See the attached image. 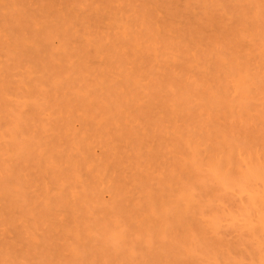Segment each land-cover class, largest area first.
Instances as JSON below:
<instances>
[{
    "label": "rangeland",
    "instance_id": "rangeland-1",
    "mask_svg": "<svg viewBox=\"0 0 264 264\" xmlns=\"http://www.w3.org/2000/svg\"><path fill=\"white\" fill-rule=\"evenodd\" d=\"M263 20L264 0H0V264H264Z\"/></svg>",
    "mask_w": 264,
    "mask_h": 264
},
{
    "label": "bare ground",
    "instance_id": "bare-ground-1",
    "mask_svg": "<svg viewBox=\"0 0 264 264\" xmlns=\"http://www.w3.org/2000/svg\"><path fill=\"white\" fill-rule=\"evenodd\" d=\"M214 1H215V0H214ZM216 1H217V0H216ZM254 3H255V0H254ZM259 3H260V2H259ZM47 4H48V3H47ZM254 6H255V5H254ZM43 7H44V6H43ZM48 7H49V5H48ZM261 7H262V6H261ZM46 8H47V7H46ZM258 8H259V7H258ZM258 8H255V9H258ZM49 9H50V8H49ZM49 9H48V10H49ZM44 10H45V9H44ZM148 11H149V10H148ZM48 12H50V11H48ZM243 12H244V11H243ZM149 13H150V12H149ZM152 13H153V12H152ZM244 13H246V12H244ZM14 14H15V13H14ZM25 14H26V13H25ZM48 14H49V13H48ZM48 14H47V15H48ZM50 14H51V13H50ZM50 14H49V16H50ZM56 14H57V13H56ZM15 15H16V14H15ZM17 15H18V14H17ZM19 15H20V14H19ZM23 15H24V14H22V16H23ZM28 15H30V14H28ZM31 15H32V13H31ZM51 15H52V14H51ZM143 15H144V14H143ZM145 15H146V14H145ZM149 15H150V14H149ZM152 15H153V14H152ZM20 16H21V15H20ZM20 16H19V17H20ZM22 16H21V17H22ZM32 16H33V15H32ZM59 16H60V15H59ZM146 16H147V15H146ZM16 17H17V16H16ZM16 17H15V18H16ZM27 17H28V19H29L30 16H27ZM27 17H26V18H27ZM150 17H151V15H150ZM15 18H14V19H15ZM22 18H23V17H22ZM22 18L20 19V21L22 20ZM35 18H36V16H35ZM60 18H61V17H60ZM148 18H149V16H148ZM148 18H147V19H148ZM16 19L18 20V17H17ZM30 19H31V18H30ZM235 19H236V18H235ZM240 19H244V18L241 17ZM17 20H16V23H17V22H20V21H17ZM23 20H24V18H23ZM61 20H62V18H61ZM222 20H223V19H222ZM237 20H238V18H237ZM245 20H246V19H245ZM25 21H26V20H25ZM30 21H31V20H30ZM48 22H49V21H48ZM48 22H47V23H48ZM258 22H259V23H258ZM258 22H257V24L261 25L260 27H261L262 29H264V28H263V25H264V24H263V23L261 24V23H260L261 21H258ZM262 22H264V20H263ZM16 23H15V24H16ZM20 23H22V22H20ZM20 23H19V25H20ZM23 23H25V22L23 21ZM23 23H22V24H23ZM251 23H254V22H251ZM17 24H18V23H17ZM25 24H26V23H25ZM27 24L30 25V23H27ZM33 24H34V23H33ZM60 24H61V23H60ZM238 24H239V23H238ZM241 24H242V23H241ZM29 25H25V26H26V27L28 26V27L30 28ZM62 25H63V24H62ZM152 25H153V24H152ZM152 25H151V26H152ZM242 25H244V24H242ZM31 26H32V25H31ZM49 26H50V25H49ZM49 26H47V27H49ZM148 26H149V24H148ZM173 26H174V25H173ZM173 26H171V27H173ZM254 26L256 27V24H255ZM254 26H253V27H254ZM13 27H14V26H13ZM15 27H16V26H15ZM15 27H14V28H15ZM20 27H21V25H20ZM22 27H24V25H23ZM26 27H25V30H26ZM57 27H58V26H57ZM57 27H56V31H58V29H59V28H57ZM149 27H150V26H149ZM149 27H148V28H149ZM153 27H154V26H153ZM237 27H238V26H237ZM249 27H250V26H249ZM251 27H252V25H251ZM255 27H254L253 29H255ZM14 28H12V29H14ZM64 28H65V26H64ZM155 28H156V27H155ZM169 28H170V26H169ZM169 28H168V29H169ZM15 29H17V28H15ZM168 29H167V30H168ZM251 29H252V28H251ZM253 29H252V30H253ZM256 29H257V28H256ZM258 29H259V28H258ZM18 30H19V28H18ZM41 30H42V29H41ZM50 30H53V27H52V29H51V27H50ZM54 30H55V28H54ZM154 30H155V29H154ZM169 30H170V29H169ZM259 30H260V29H259ZM14 31H15V30H14ZM147 31H149V30H147ZM147 31H146V32H147ZM150 31H151V30H150ZM39 32H40V31H39ZM58 32H59V31H58ZM68 32H69V31H68ZM151 32H152V31H151ZM157 32H158V31H157ZM20 33H21V32H20ZM45 33H46V32H45ZM53 33H54V31H53ZM55 33H57V32H55ZM16 34H17V35L19 34L18 31H17ZM34 34H35V33H34ZM47 34H48V32H47ZM50 34H51V31H50ZM67 34H68V33H67ZM149 34H150V33H149ZM154 34H156V33H154ZM154 34H153V35H154ZM157 34H158V33H157ZM22 35H23V34H22ZM37 35H38V34H37ZM146 35H147V34H146ZM44 36H45V35L43 34V37H44ZM50 36H51V35H50ZM50 36H49V37H50ZM52 36H53V34H52ZM61 36H62V35H61ZM63 36H64V35H63ZM147 36H148V35H147ZM165 36H167V35H165ZM165 36H164L163 38H165ZM169 36H170V35H169ZM169 36H168V37H169ZM41 37H42V36H41ZM149 37H150V36H149ZM149 37H148V38H149ZM154 37H155V36H154ZM154 37H153V38H154ZM161 37H162V36H161ZM170 37H171V36H170ZM173 37H174V36H173ZM35 38H36V37H35ZM46 38H48V37H46ZM145 38H146V36H145ZM148 38H147V39H148ZM159 38H160V37H159ZM200 38H201V37H200ZM149 39H150V38H149ZM155 39H156V38H155ZM161 39H162V38H161ZM161 39H160V40H161ZM173 39H175V38H173ZM173 39H172V40H173ZM201 39H202V38H201ZM156 40H158V39H156ZM184 40H186V39H184ZM162 41H165V44H163V45H165L166 48H167V46L169 47V46L171 45V44L169 45V43H167V45H166V41H167L166 38H165V40L163 39ZM162 41H161V42H162ZM168 41H169V40H168ZM168 41H167V42H168ZM176 41H180V40H177V39H176ZM200 41H201V40H200ZM205 41H206V40H205ZM148 42H149V41H148ZM20 43H21V42H20ZM32 43H33V42H32ZM36 43H37V42H36ZM137 43H138V42H137ZM172 43H173V42H172ZM174 43H175V41H174ZM178 43H179V42H177V44H178ZM201 43H202V42H201ZM215 43H216V42H215ZM236 43H237V42H236ZM39 44H40V43H39ZM155 44H156V43H155ZM159 44H162V43H159ZM197 44H198V43H197ZM202 44H203V43H202ZM231 44H233V43H231ZM24 45H25V43H24ZM139 45H140V44H139ZM156 45H157V44H156ZM173 45H175V44H173ZM28 46H29V45H28ZM136 46L138 47L137 44H136ZM171 46H172V45H171ZM175 46H176V45H175ZM179 46H180V44H179ZM187 46H188V45H187ZM189 46H191V45H189ZM192 46H193V45H192ZM213 46H214V45H213ZM215 46L217 47V44H216ZM219 46H220V45H219ZM230 46H231V45H230ZM233 46H234V45H233ZM25 47H27V46H25ZM137 47H136V48H137ZM183 47H184V45H183ZM103 48H104V47H103ZM133 48H134V47H133ZM139 48H140V46H139ZM153 48H154V46H153ZM163 48H164V47H163ZM163 48H162V49H163ZM176 48H177V47H176ZM176 48H175V49H176ZM179 48H180V47H179ZM225 48H226V47H225ZM229 48H231V47H229ZM77 49H78V47H77ZM151 49H152V48H151ZM164 49H165V48H164ZM168 49H169V48H167V50H168ZM170 49H171V47H170ZM185 49L187 50V48H185ZM235 49H236V48H235ZM235 49H234V50H235ZM25 50H26V49H25ZM36 50H37V49H36ZM79 50L82 51L81 49H79ZM108 50H109V49H108ZM135 50H138V49H135ZM172 50L174 51V47H173ZM172 50H171V51H172ZM179 50H180V49H179ZM213 50H214V49H213ZM215 50H216V49H215ZM215 50H214V51H215ZM222 50H223V47H222ZM234 50H233V51H234ZM30 51H32V50H30ZM164 51H166V50H164ZM181 51H182V50H181ZM25 52H27V50H26ZM40 52H41V51H40ZM95 52H96V51H95ZM109 52H110V51H109ZM169 52H170V50H169ZM184 52H185V51H184ZM209 52H211V51H209ZM77 53H79V52H77ZM77 53H75V55H76ZM83 53H84V52H83ZM83 53H82V54H83ZM102 53H103V52H102ZM106 53H107V52H106ZM106 53H105V54H106ZM119 53H120V52H119ZM176 53H178V52L176 51ZM189 53H190V52H189ZM202 53L205 54V52H202ZM212 53H213V51H212ZM215 53H216V51H215ZM217 53H219V52H217ZM224 53H225V52H224ZM25 54H26V53H25ZM31 54H32V52H31ZM67 54H68V52H67ZM80 54H81V53H80ZM99 54H100V53H99ZM113 54L115 55V53H113ZM179 54H181V53H179ZM184 54H185V57H186V53H184ZM187 54H188V53H187ZM207 54H208V53H207ZM207 54H206V55H207ZM227 54H228V53H227ZM231 54H232V53H231ZM21 55H22V54H21ZM65 55H66V54H65ZM83 55H85V54H83ZM90 55H91V54H90ZM116 55H117V54H116ZM118 55H119V54H118ZM120 55H121V54H120ZM189 55H190V54H189ZM209 55H210V54H209ZM214 55H216V54H214ZM219 55H220V54H219ZM76 56H77V55H76ZM87 56H89V55H87ZM108 56H109V55H108ZM108 56H107V57H108ZM191 56H192V55H191ZM220 56H221V55H220ZM223 56H224V55H223ZM90 57H91V56H90ZM115 57H116V56H115ZM117 57H118V56H117ZM203 57H205V55H204ZM203 57H201V58H203ZM207 57H208V56H207ZM210 57H211V56H210ZM212 57H213V55H212ZM216 57H217V56H216ZM83 58H84V57H83ZM113 58H114V57H112V60H113ZM186 58H187V57H186ZM222 58H223V57H222ZM225 58H226V57H225ZM232 58H233V57H232ZM234 58H235V57H234ZM39 59H40V58H39ZM65 59H66V57H65ZM80 59H81V58H80ZM87 59H88V57H87ZM183 59H184V58H183ZM187 59H188V58H187ZM187 59H185V61H186ZM205 59H206V57H205ZM216 59H218V57H217ZM139 60H141V59H139ZM207 60H208V59H207ZM207 60H206V61H207ZM224 60H225V59H224ZM229 60H231V58H230ZM40 61H43V60L41 59ZM52 61H53V60H52ZM61 61H62V60H61ZM67 61H69V60H67ZM141 61L143 62L144 60H141ZM220 61H221V60H220ZM220 61H219V62H220ZM236 61H237V59H236ZM43 62H44V61H43ZM65 62H66V61H65ZM70 62H72V61H70ZM219 62H217L218 65L220 64L219 66H222V64L219 63ZM230 62H231V61H230ZM247 62H248V63H246V64H249V61H248V60H247ZM47 63H48V62H47ZM49 63H50V62H49ZM53 63H54V62H53ZM81 63H82V62H81ZM85 63H86V62H85ZM111 63H112V62H111ZM143 63H144V62H143ZM143 63H142V67H143V65H144ZM217 63H216V64H217ZM233 63H235V62H233ZM74 64H75V63H74ZM74 64H73V65H74ZM77 64H78V63H77ZM147 64L149 65V62H148ZM236 64H237V63H236ZM243 64H245V63H243ZM47 65H48V64H46L45 66H47ZM49 65H50V64H49ZM49 65H48V66H49ZM60 65H61V63H60ZM112 65H113V64H112ZM145 65H146V64H145ZM145 65H144V66H145ZM216 66H217V65H216ZM232 66H233V65H232ZM249 66H250V65H249ZM38 67H39V66H38ZM81 67L84 68V69L81 68V69H82V72H84L85 67H83V65H82ZM187 67H188V66H187ZM233 67L235 68V66H233ZM233 67H232V68H233ZM240 67H241V66H240ZM243 67H245V66L243 65ZM246 67H247V65H246ZM39 68H42V66L39 67ZM43 68H44V67H43ZM50 68H51V67H50ZM79 68H80V67H79ZM217 68H218V67H217ZM221 68H222V67H221ZM221 68H220V69H221ZM249 68H250V67H249ZM249 68H248V69H249ZM63 69H64V68H63ZM76 69H77V67H76ZM76 69H75V71H76ZM81 69H80L79 71H81ZM185 69H186V68H185ZM237 69H239V68L237 67ZM59 70H60V69H59ZM249 70H250V69H249ZM54 71H55V70H54ZM56 71H57V70H56ZM64 71H65V70H64ZM64 71H63V72H64ZM77 71H78V69H77ZM77 71H76V72H77ZM239 71H240V70H239ZM245 72H246V70H244V73H245ZM57 73H58V71H57ZM57 73L55 72L54 74H56V76H57V78H58V76L60 77V75H57ZM61 73H62V72H61ZM78 73H79V72H78ZM80 73H81V72H80ZM186 73H187V72H186ZM186 73H185V74H186ZM63 74H64V73H63ZM168 74H169V73H168ZM185 74H183V75L185 76ZM259 74H260V73H259ZM61 75H62V74H61ZM64 75H65V74H64ZM186 75H187V74H186ZM245 75H247V74L245 73ZM248 75H250V74H248ZM184 76H182V77H184ZM169 77H170V78H169ZM169 77H168V79H171V80H172V74H169ZM180 77H181V76H180ZM182 77H181V79H182ZM188 77H190V75H189ZM260 77H261V76H260ZM49 78H50V77H49ZM55 78H56V77H55ZM185 78H186V77H185ZM257 78H258V77H257ZM257 78H256V79H257ZM53 79H54V78H53ZM175 79H177V76H176ZM178 79H179V78H178ZM190 79H192V78L190 77ZM227 79H229L228 76H227ZM242 79H243V78H242ZM244 79H245V77H244ZM252 79H253V78H252ZM263 79H264V78H263ZM48 80H49V79H48ZM50 80H51V78H50ZM58 80H60V79H58ZM171 80H168L169 82H168V81H167V82L171 84L172 81H173V80H172V81H171ZM179 80H180V79H179ZM179 80H177V81H179ZM182 80H183V79H182ZM182 80H181V82H182ZM193 80H194V79H193ZM193 80H192V81H193ZM216 80H217V78H216ZM216 80H215V81H216ZM225 80H226V79H225ZM245 80H246V79H245ZM261 80H262V79H261ZM261 80H260V82H261ZM60 81H61V80H60ZM60 81H59V82H60ZM230 81H231V80H230ZM230 81H228V83H227V82H225V83L229 84ZM254 81H255V80H254ZM50 82H52V80H51ZM63 82H65V81L63 80ZM67 82H69V81H67ZM67 82H66V83H67ZM188 82H189V81H188ZM198 82H199V81H198ZM202 82H203V81H202ZM219 82H220V81H219ZM219 82L216 81L215 83L217 84V83H219ZM223 82H224V81H223ZM223 82H222V84H223ZM246 82H247V81H245V84H246ZM248 82H249V81H248ZM252 82H253V81H252ZM252 82H251V83H252ZM69 83H70V82H69ZM164 83H165V82H163V85H165ZM168 83H167V84H168ZM190 83H191V82H190ZM249 83H250V82H249ZM255 83H256V82H255ZM70 84L72 85V82H71ZM70 84H68V86H69ZM173 84H175V81H173V83H172L171 85H173ZM176 84H177V83H176ZM176 84H175V86H176ZM178 84H182V83H180V81H179ZM193 84H194V83H191L190 85L193 86ZM195 84H196V82H195ZM197 84H199V83H197ZM197 84H196V85H197ZM203 84H205V83H203ZM242 84H244L243 80H242L241 85H242ZM245 84H244V85H245ZM53 85H54V84H53ZM155 85H156V82H155ZM218 85H221V84H218ZM244 85H243V87L245 88L246 85H245V86H244ZM249 85H250V84H249ZM252 85H253V84H252ZM255 85H257V84H255ZM177 86H179V85H177ZM184 86H186L185 83H184ZM197 86H198V85H197ZM200 86H201V85H200ZM204 86H205V85H204ZM63 87H65V86H63ZM63 87H62V88H63ZM156 87H157V86H156ZM198 87H199V86H198ZM198 87H197V90H198ZM212 87H213V86H212ZM217 87H218V86H217ZM222 87H223V86H222ZM224 87H226L225 84H224ZM243 87H241V88H243ZM247 87H248V85L246 86V88H247ZM56 88H57V86H56ZM62 88L59 87L57 90L62 89ZM180 88H181V87H180ZM180 88H179V89H180ZM184 88H186V87H184ZM184 88H183V89H184ZM188 88H189V87H188ZM188 88H187V90L192 89L191 86H190L189 89H188ZM195 89H196V88H195ZM199 89H200V88H199ZM204 89H205V88H204ZM217 89L220 90L221 88L219 87V88H217ZM225 89H227V88H225ZM218 90H217V91H218ZM221 90H222V89H221ZM223 90H224V88H223ZM223 90H222V91H223ZM245 90H246V89H245ZM245 90H244V91H245ZM180 91H181V89H180ZM180 91H177V89H176V94L179 93ZM215 91H216V90H215ZM222 91H221V92L219 91L220 94L222 93ZM224 91H225V90H224ZM227 91H228V90H226V93H227ZM182 92H183V90H182ZM201 92H202V91H201ZM204 92H205V91H204ZM204 92H203V93H204ZM207 92L210 93V91H207ZM212 92H213V91H212ZM180 93H181V92H180ZM186 93H187V92H186ZM216 93H217V92H216ZM184 94H185V93H184ZM194 94H195V93H193V95H194ZM199 94H200V91H199ZM212 94H213V93H212ZM214 94H215V92H214ZM214 94H213V96H214ZM174 95H175V94H174ZM179 95H180V94H179ZM193 95H192V96H193ZM200 95H202V94H200ZM200 95H199V96H200ZM207 95H208V94H207ZM203 96H204V95H202L201 97H203ZM216 96H217V95H216ZM177 97H179V96L177 95ZM184 97H185V95H184ZM196 97H197V96L194 95V98H195V99H196ZM204 97H205V96H204ZM204 97H203V98H204ZM221 97H222V96H221ZM185 98L188 100L187 97H185ZM197 98H200V97H197ZM207 98H208V97H207ZM211 98H212V97H211ZM223 98H224V97H223ZM172 99H173V98H172ZM218 99H219V98H218ZM182 100H183V99H181V101H182ZM201 100H202V98H201ZM63 101H64V99H63ZM119 101H121V100L116 101V104H117ZM184 101H185V100H184ZM184 101H182V102H184ZM205 101H207V100H205ZM208 101H209V100H208ZM208 101H207V102H208ZM218 101H220V100H218ZM64 102H65V101H64ZM172 102H173V101H172ZM174 102H175V100H174ZM177 102H178V101H177ZM192 102H193V101H192ZM192 102H191V103H192ZM215 102H216V101H215ZM68 103H69V102H68ZM81 103H82V102H81ZM84 103H85V102H84ZM212 103H213V102H212ZM216 103H217V102H216ZM218 103H219V102H218ZM231 103H233V102H231ZM116 104H115V105H116ZM118 104H121V105L123 104V105H124L125 103H122V101H121V103H118ZM208 104H209V103H208ZM210 104H211V103H210ZM214 104H215V103H214ZM220 104H221V103H220ZM229 104H230V103H229ZM229 104H228V105H229ZM83 105H84V104H83ZM85 105H86V104H85ZM121 105H120V106H121ZM179 105H180V104H179ZM189 105H190V104H189ZM230 105H231V104H230ZM120 106L116 105V109H119V108H117V107H120ZM194 106H195V105H194ZM216 106H217V105H216ZM179 107H180V106H179ZM213 107H215V106H213ZM101 108H102V107H101ZM110 108H112V107H110ZM182 108H183V107H182ZM199 108H201V107H199ZM112 109H113V111H114L115 108H112ZM180 109H181V108H180ZM180 109H179V110H180ZM183 109H184V108H183ZM109 110H110V109H109ZM197 110H199V109L197 108ZM111 111H112V110H111ZM120 111H121V110H120ZM120 111H117V112H120ZM174 111H175V110H174ZM174 111H173V112H174ZM183 111L186 112L185 109H184ZM92 112H93V111H92ZM96 112H98V111H96ZM96 112H95V113H96ZM107 112H109V111H107ZM114 112H115V111H114ZM114 112H111V113H114ZM181 112H182V111H181ZM187 112H188V111H187ZM93 113H94V112H93ZM101 113H102V112H101ZM103 113H104V112H103ZM121 113H122V112H121ZM176 113H177V112H176ZM97 115H98V114H97ZM97 115H96V116H97ZM102 115H103V114H102ZM108 115H110V113H109ZM112 115H114V117H115V114H112ZM172 115H173V114H172ZM174 115H176V114H174ZM98 116H99V115H98ZM103 116H106V115L104 114ZM116 116H117V115H116ZM118 116H119V115H118ZM123 116H124V115H123ZM137 116H138V115H137ZM108 117H109V116H108ZM108 117H107V118H108ZM119 117H121V115H120ZM174 117H175V116H174ZM176 117L178 118V116H176ZM176 117H175V118H176ZM111 118H112V117H111ZM111 118H110V119H111ZM122 118H123V117H122ZM108 119H109V118H108ZM108 119H107V120H108ZM180 119H181V118H180ZM173 120H175V119H173ZM176 120H177V119H176ZM183 120H184V119L182 118V122H184ZM186 120H187V119H186ZM202 120H203V118H202ZM109 121H110V120H109ZM109 121H108V122H109ZM177 121H178V120H177ZM206 121H207V119H206ZM174 122H175V121H174ZM186 122H187V121H186ZM184 123H185V122H184ZM187 123H188V122H187ZM187 123H186V125L189 126ZM201 123H202V122H201ZM192 124H195V125H196V123H194V120H193V123H192ZM199 124H200V123H199ZM186 125H184V126H186ZM197 125H198V124H197ZM201 125H202V126H205V125H206V127H207L208 124L206 123V124H204V125H203V124H201ZM201 125H200V126H201ZM187 126H186V127H187ZM193 126H194V125H193ZM213 126H215V125H213ZM190 127H191V126H190ZM206 127H202L203 129L200 128L201 133L203 132L202 130H204V128H206ZM218 127H219V126H218ZM217 129H218V128H217ZM217 129H216V130H217ZM185 130H186V129H185ZM185 130H184V133H185ZM191 130H192V129H191ZM219 130H220V129H219ZM187 131H188V130H187ZM187 131H186V133H187ZM217 131H218V130H217ZM221 131H222V130H221ZM191 132H192V131H191ZM222 132H223V131H222ZM188 133H189V132H188ZM203 133H205V132H203ZM206 133H207V134H211V132H208V131H206ZM206 133H205V134H206ZM197 134H198V133H197ZM197 134H196V135H197ZM207 134H206V135H207ZM215 134H216V132H215ZM206 135H205V136H206ZM216 135H217V134H216ZM200 136H201V135H200ZM208 136H209V135H208ZM208 136H206L207 140H208ZM223 136H224V135H223ZM196 137H197V136H196ZM209 137L213 138V134H212V136H209ZM194 138H195V137H194ZM194 138H192L191 140H193ZM189 139H190V138H189ZM201 139H203L202 136H201ZM191 140H190V141H191ZM209 140H210V139H209ZM187 141H188V140H187ZM199 141H200V140H199ZM199 141H198V142H199ZM204 141H206L205 137H204ZM210 141H211V140H210ZM228 141H229V142H232V140H231V141L228 140ZM198 142H197V143H198ZM201 142H202V144L205 143V142H203V141H201ZM207 142H208V141H207ZM229 142H228V143H229ZM234 142H235V141H233V144H232V145L235 144ZM189 143H190V142H189ZM224 143L226 144V141H224ZM224 143H223V144H224ZM205 144H206V143H205ZM236 144H237V143H236ZM188 145H192V143H191V144H188ZM197 145H199V144H197ZM228 145L230 146V144H228ZM232 145H231V146H232ZM237 145H238V148H240V147H239L240 145H239V144H237ZM237 145H234V148H235V146H237ZM192 146H193V145H192ZM222 146H223V145H222ZM224 146H225V145H224ZM224 146H223V147H224ZM213 147H215V146H213ZM216 147H217V146H216ZM225 148H226V147H225ZM225 148H224V149H225ZM212 149H213V151L216 150V148H215V149L212 148ZM218 149H220V146H218ZM221 149H222V147H221ZM221 149H220V150H221ZM236 149H237V148H236ZM209 150H210V149H209ZM222 150H223V149H222ZM232 150H233V149H232ZM251 150H252V149H251ZM191 151H192V149H191ZM198 151H199V150H198ZM210 151H211V150H210ZM213 151H212V153H213ZM218 151H219V150H218ZM223 151H224V150H223ZM225 151H227V150H225ZM230 151H231V150H230ZM247 151H250V149H248ZM193 152H195V151H193ZM219 152H220V151H219ZM230 153H231V152H230ZM189 154H190V153H189ZM192 154H193V153H192ZM210 154H211V153H210ZM250 154H253V152H251ZM190 155H191V154H190ZM218 155H219V154L217 153V156H218ZM221 155H222V154H221ZM223 155H224V154H223ZM230 155H231V154H230ZM232 155H233V154H232ZM234 155H235V154H234ZM193 156H196L195 158H197V155H193ZM215 156H216V155H215ZM217 156H216V157H217ZM225 156H229V155H225ZM211 157H212V156H211ZM229 157H230V156H229ZM195 158H194V159H195ZM223 158H224V157H223ZM223 158H222V160H223ZM227 158H228V157H227ZM231 158L234 159V157H231ZM231 158H230V159H231ZM225 159H226V157H225ZM225 159H224V160H225ZM191 160H192V159H191ZM219 160H220V159H219ZM216 161H217V160H216ZM193 162H194V160H193ZM197 162H198V161H197ZM212 162H213V164H214V161H212ZM218 162H219V161H218ZM221 162H225V161H221ZM231 162H232V161H231ZM229 163H230V162H229ZM230 164H231V163H230ZM191 165H192V164H191ZM208 165H209V164H208ZM218 165H219V164H218ZM223 165H224V164H223ZM193 166H194V164H193ZM215 166H216V165H215ZM230 166H231V165H230ZM234 166H235V165H234ZM222 167H224V166H222ZM228 167H229V166H228ZM197 168H198V166H197ZM219 168L221 169V167H219ZM254 168H255V167H254ZM217 169H218V168H217ZM220 169H219V170H220ZM223 169H224V168H223ZM195 170H196V169H195ZM215 170H216V169H215ZM224 170H225V169H224ZM260 170H261V167H260ZM209 171L211 172L212 170H209ZM228 171H229V170H228ZM258 171H259V170H258ZM217 172H218V171H217ZM219 172H220V171H219ZM225 172H226V171H225ZM231 172H234V170H233V171L231 170ZM252 172H253V171H252ZM252 172H251V173H252ZM254 172H255V171H254ZM260 172H262V171H260ZM213 173H215V172H213ZM249 173H250V171H249ZM221 174H222V173H221ZM257 174H258V173H257ZM260 174H261V173H260ZM263 174H264V173H262L261 175H263ZM200 175H202V174H200ZM200 175L197 174L196 176H199V179H200V178H202V177H200ZM214 175H215V174H214ZM232 175H234V177H235V172H234V174L231 173V176H232ZM245 175H246V176H245ZM245 175H244L245 178H247V177L249 176V175H247V174H245ZM250 175H251V174H250ZM258 175H259V174H258ZM202 176H203V175H202ZM223 176H224V175H223ZM225 176H227V175H225ZM231 176L228 175L227 177L230 178ZM237 176H238V175H237ZM255 176H256V175H255ZM193 177H195V176H193ZM241 177H242V176H241ZM250 177H251V176H250ZM229 178H228V179H229ZM239 178H240V177H239ZM242 178H244V177H242ZM173 179H176V178L173 177ZM228 179H227V180H228ZM247 179H249V177H248ZM192 180H195V179L193 178ZM196 180H197V179H196ZM204 180H205V179H204ZM204 180H201V182L204 181ZM165 182H166V181H165ZM165 182H163V184H164ZM196 182H197V181H196ZM166 183H167V182H166ZM164 185H165V184H164ZM165 188H166V187L164 186V189H165ZM145 189H146V187H145ZM160 189H161V188H160ZM148 190H149V189H148ZM145 191H147V189H146ZM160 191H161V190H160ZM187 193H188V192H187ZM187 193H186V194H187ZM158 194H160L159 191H158ZM158 194H157V195H158ZM186 194H185V195H186ZM188 194H190V193H188ZM191 194H192V193H191ZM158 196H161V195H158ZM158 196H157V197H158ZM183 196H184V195H183ZM189 196H190V195H189ZM157 197H155V198L157 199ZM185 197H186V196H185ZM185 197H184L185 200L183 199V201H186V199H187V200H190V199L185 198ZM192 197H193V196H192ZM158 198H159V197H158ZM189 198H190V197H189ZM177 200H178V199H177ZM177 200H176V201H177ZM180 200H181V199L178 200V202H180L179 205H181V201H180ZM17 201H18V200H17ZM171 201H172V200H171ZM171 201H170V202H171ZM156 202H157V201H156ZM156 202H154V204H155ZM161 202H162V201H161ZM167 202H168V203H167L166 205H168V204L170 203L169 201H167ZM172 202H173V201H172ZM172 202H171V203H172ZM165 203H166V201L163 203V205H164ZM173 203H174V202H173ZM173 203H172V204H173ZM158 204H159V203H158ZM175 204H176V203H175ZM173 205H174V204H173ZM161 206H162V204H161ZM164 207H165V206H164ZM166 207H167V206H166ZM168 207H169V206H168ZM168 207H167V208H168ZM174 207H176V206H174ZM177 207H178V206H177ZM157 208H158V206H156V209H157ZM159 208H160V206H159ZM171 208H172V207H171ZM171 208H170V209H171ZM152 209H155L154 205H153V208H152ZM152 209H151V210H152ZM164 209H165V208H164ZM172 209H173V208H172ZM172 209H171V210H172ZM175 209H176V210H175L176 213L179 212L178 210H180V209L177 210V208H175ZM168 210H169V208H168ZM171 210H169V212H172V216H173V211H171ZM182 211H183V209H181L180 212L182 213ZM148 212H150V210H149ZM180 212H179L178 214H179V216H181V218H180V217L178 218V216H177V219H179V220H176V219H175V220L177 221V224H181V223H183V225H185L184 223H185L186 221L183 222L182 220L184 219V217H187V218H185L184 220H187V222H189V220H188V215H187L188 213H187V214H184V213L181 214ZM185 212H187V211H185ZM164 213H165V212H164ZM174 213H175V212H174ZM168 214H169V213H168ZM168 214H166V215L168 216ZM180 214H181V215H180ZM166 215H165V216H166ZM185 215H186V216H185ZM170 216H171V215H169L168 217L170 218ZM182 216H184V217H182ZM168 217H167V218H168ZM161 218H162V216H161ZM159 219H160V217H159ZM163 219H164V218H163ZM180 219H181V220H180ZM161 220H162V219H161ZM164 220H165V219H164ZM171 220H173V221L175 222L174 218H172ZM165 221H166V220H165ZM165 221H161V223L159 222L158 224H157V222L155 221V222H156V223H155L156 225H159V224L161 225L160 227L157 226V227H155V228H163V229H165L166 226L169 224V223H168V222H169L168 220L166 221V223H165ZM180 221H182V222H180ZM162 222L165 223V225H166V224H167V225H166L165 227H163L164 224H163ZM179 222H180V223H179ZM153 225H154V224H153ZM172 225H173V224H172ZM154 226H155V225H154ZM154 226H153V227H154ZM168 226H170V225H168ZM173 227L176 228L177 225H176V226H173ZM168 228H169V227H168ZM170 229H171V228H170ZM166 230H167V229H166ZM109 231H110V230H109ZM156 231H159V230H156ZM160 231H162V230H160ZM166 232H167V231H166ZM109 233H110V232H109ZM111 233H112V232H111ZM164 233H165V232H164ZM112 234H113V233H112ZM110 235H111V234H110Z\"/></svg>",
    "mask_w": 264,
    "mask_h": 264
}]
</instances>
